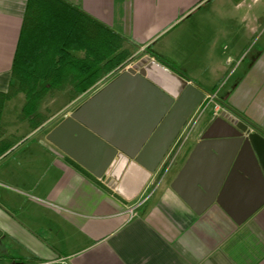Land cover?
Returning a JSON list of instances; mask_svg holds the SVG:
<instances>
[{"label": "crops", "instance_id": "obj_1", "mask_svg": "<svg viewBox=\"0 0 264 264\" xmlns=\"http://www.w3.org/2000/svg\"><path fill=\"white\" fill-rule=\"evenodd\" d=\"M65 1L123 35L128 58L147 54V47L205 96L218 92L221 99L213 102L208 116L202 119L200 113L193 125L187 121L129 203L93 174L101 169L100 147L71 135L62 138L65 149L59 147L46 136L66 114L53 125L50 117L40 116V108L48 106V100L60 102L61 95L66 99L63 107L76 109L120 71L102 69L83 93L74 89L71 79L48 90L38 102L36 119L19 116L27 102L24 92L7 98L0 114V140L10 144L0 155V264H264V203L236 223L216 202L195 213L171 187L204 123L220 109L264 137V0ZM26 2L0 0V92L18 85L12 62ZM43 84L40 81L37 89ZM145 96L140 85L122 80L99 102L112 113L137 114L151 107L143 102ZM132 121L142 124L140 118ZM110 123L120 124L113 119ZM204 166L200 154L191 170L200 172ZM151 189L130 215L127 207Z\"/></svg>", "mask_w": 264, "mask_h": 264}, {"label": "water", "instance_id": "obj_2", "mask_svg": "<svg viewBox=\"0 0 264 264\" xmlns=\"http://www.w3.org/2000/svg\"><path fill=\"white\" fill-rule=\"evenodd\" d=\"M127 63L130 65L121 69L112 83L70 111L46 138L61 148L67 135L88 138L100 147L102 155L101 169L93 174L130 201L163 160L204 99V91L149 54L129 57L123 64ZM122 80L142 87L143 102L149 103L150 109L117 114L102 107L99 101L104 93ZM135 118L142 119V124H134ZM111 119L120 124L113 126ZM200 154L205 157L204 170L194 172L192 165ZM246 183L256 189L245 188ZM236 184L245 187L236 191ZM171 187L195 213L216 202L241 223L264 203V137L250 131L229 110L220 109L213 113ZM246 192L248 196L232 195Z\"/></svg>", "mask_w": 264, "mask_h": 264}, {"label": "trees", "instance_id": "obj_3", "mask_svg": "<svg viewBox=\"0 0 264 264\" xmlns=\"http://www.w3.org/2000/svg\"><path fill=\"white\" fill-rule=\"evenodd\" d=\"M124 40L123 35L65 0H27L12 62V76L18 85L10 84L6 92H0V114L3 102L19 91L27 99L19 116L34 119L39 117L38 102L48 90L71 79L78 93L85 92L102 69L125 63L129 53L122 48ZM144 50L156 57L147 47ZM72 51L84 55L76 58ZM40 81L44 84L37 89ZM9 147L0 140V155Z\"/></svg>", "mask_w": 264, "mask_h": 264}, {"label": "rangeland", "instance_id": "obj_4", "mask_svg": "<svg viewBox=\"0 0 264 264\" xmlns=\"http://www.w3.org/2000/svg\"><path fill=\"white\" fill-rule=\"evenodd\" d=\"M127 52L130 54L129 50H127ZM138 56H139L138 54H132L131 55V57H133V58H137ZM63 89H66V92L68 93V91H67L68 86H65ZM66 92H65V94H66ZM56 94L57 93H55V95ZM66 98H67V96H66ZM64 99H65V97H63L61 95L60 102L55 101V103H52V102H49V100H48V102H46V104H45L48 106H46L44 108H40V116L41 117H50L49 125H53L59 119V117H62L65 114L67 115L70 111L73 110V109H69V107H63L65 105V100H66V99L65 100ZM219 99H221V94H219L218 92L206 93V96L204 97V99L200 103V106L203 104L206 105L202 111V115L200 116L202 119H203V117L208 116L212 112L213 106H214L213 102H215V100L219 101ZM197 108L194 110L193 113H195ZM130 202H132V201H129V203Z\"/></svg>", "mask_w": 264, "mask_h": 264}, {"label": "built area", "instance_id": "obj_5", "mask_svg": "<svg viewBox=\"0 0 264 264\" xmlns=\"http://www.w3.org/2000/svg\"><path fill=\"white\" fill-rule=\"evenodd\" d=\"M127 66H129V63H128V64H122V65L118 66L117 68H115L113 71H120L121 69L126 68ZM113 71H112V72H113ZM205 106H206V105L204 104V105L202 106V108L200 109V111H195V113H193V114L191 115V117L189 118V119H190V122H191V123H190L191 125H193V123H195V122L197 121V119H198L200 113H202V111H203V109L205 108ZM215 113H217V112H215ZM188 121H189V120H188ZM184 127H185V126H184ZM250 131H253V130L250 129ZM153 190H154V189L149 190V191L146 192L144 195H142L138 200H136L134 203H132L131 205H129V206L127 207V212H128L130 215L134 214V210H135L136 206H137L139 203L145 201V200L151 195V193L153 192Z\"/></svg>", "mask_w": 264, "mask_h": 264}, {"label": "flooded vegetation", "instance_id": "obj_6", "mask_svg": "<svg viewBox=\"0 0 264 264\" xmlns=\"http://www.w3.org/2000/svg\"><path fill=\"white\" fill-rule=\"evenodd\" d=\"M130 63H131V62H130ZM130 63H129V65H130ZM127 64H128V63H127ZM114 72H118V71H113V73H114ZM204 97H205V93H204ZM211 118H212V116H211ZM211 118H210V119H211ZM210 119H209V120H210ZM209 120H208V121H209ZM208 121H207V122H208ZM207 122L204 123V125H203L202 129L200 130V133H199V134H202V132L204 131L205 126L207 125ZM209 122H210V121H209ZM145 201H146V200H145ZM145 201L139 203V204L136 206V208H137V207H140L141 205H143V204L145 203ZM136 208H135V209H136Z\"/></svg>", "mask_w": 264, "mask_h": 264}]
</instances>
